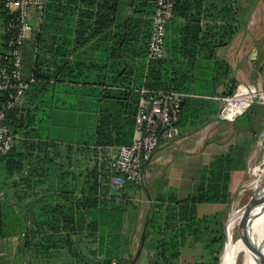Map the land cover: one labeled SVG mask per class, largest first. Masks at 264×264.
I'll list each match as a JSON object with an SVG mask.
<instances>
[{
    "label": "crops",
    "instance_id": "crops-1",
    "mask_svg": "<svg viewBox=\"0 0 264 264\" xmlns=\"http://www.w3.org/2000/svg\"><path fill=\"white\" fill-rule=\"evenodd\" d=\"M73 1H53L57 8L56 18H49L48 22L46 66L41 67V70L48 77H56L50 79V86L42 97H37L35 91L31 98L25 94L18 106L22 115L30 106L32 111L37 110L40 122L45 123L46 118L50 116L48 145L43 150L36 147L23 148L19 145L13 152V157L9 158L17 162L24 156L26 162L28 157V166L27 163L25 165L29 169L37 168L41 171L44 168H56L63 174L66 173L67 177L64 175L61 179L54 176L42 178L33 175L29 179L15 178L0 182V199L6 208L0 234V264H101L110 260H116L119 264H148L153 254L144 246L146 238L143 239V236L147 228L146 219L154 200L160 195L167 196L172 192L178 199L187 198L201 176L197 173L194 177H185L182 170L175 166L162 169L158 161L164 160V157L156 160L158 155L164 152L167 158H170L171 154L178 150L198 152L200 160L193 170L202 173L215 156L227 153L231 146L245 148L250 144L251 140L245 136L249 131L238 132L235 128L238 120L233 123L224 122L234 127L230 135L219 133L217 129H207L216 121L223 122L218 119L203 127L181 128V133L185 129L186 135L183 137L181 134L177 141L162 145L146 165L143 185L128 184L120 191L106 188L114 176L110 163L120 147L98 148L94 145L102 106L111 108L120 102L127 103L128 98L122 96L123 92L136 91L139 86L142 63L145 62L146 67L150 64L147 55L153 15L145 13L143 16V19L151 21V27L146 29L139 25L132 37L120 39L117 36L120 8L123 9L124 19L125 15L132 14L134 10V7L127 6V1L78 0L75 5ZM51 4L49 1V8ZM68 5L78 8L74 33L71 36L66 34L67 17L61 18L63 13L58 12V8L67 10ZM98 12L99 18L107 17L102 23L98 21ZM84 14L88 16L84 17ZM40 21L35 18L33 26L36 27ZM78 23L81 30L79 35L75 34ZM105 23L109 26L105 28L104 33H97L101 24ZM34 30L24 49L27 76H32L28 52L35 42ZM245 31L237 36L244 35ZM145 32L150 33L148 40L143 39ZM168 34L169 41L176 42L179 37L172 27L169 28ZM237 36L230 44L216 49L213 40L205 39L202 42L205 46L198 56L200 60L207 62L213 55L227 61L231 68L230 77L235 79L237 84L250 83L252 64L247 58L245 45L241 40H237ZM174 55L179 54L169 42L166 44L164 58ZM119 60L125 63L121 67L118 65ZM120 74L122 76L116 80L123 82L124 86L108 84L114 82V78ZM104 90L111 92V96L104 98ZM142 90L139 105L143 98ZM225 91V85L218 88L220 94ZM211 135L218 138L216 142L208 141V136ZM238 141L241 143H237ZM32 142L38 143V140ZM196 142L200 147L198 151H195V147L190 148ZM70 148H73L72 151ZM161 150L163 151L160 152ZM204 156L208 158L206 161ZM43 157L52 158L54 162L44 165ZM70 157L77 159L73 165L70 163ZM96 160L100 162V168L104 164L112 174L109 182L99 180L97 196H89L83 190H87L90 184L85 179H71L67 173L72 168L76 172L91 168ZM242 173L243 165H239L232 172V187L242 179ZM203 206H206L207 210L201 213ZM225 209L226 205H199L198 217L223 212ZM197 250L202 253H187ZM203 253V244L189 241L182 250L180 262L193 263L191 260H199Z\"/></svg>",
    "mask_w": 264,
    "mask_h": 264
},
{
    "label": "trees",
    "instance_id": "trees-1",
    "mask_svg": "<svg viewBox=\"0 0 264 264\" xmlns=\"http://www.w3.org/2000/svg\"><path fill=\"white\" fill-rule=\"evenodd\" d=\"M49 1L52 2L49 8ZM53 1L47 0V4L39 14L40 23L34 28V43L28 52V63L31 67V75L35 82L26 92L27 97L35 91L37 97H42L50 86V79L56 76H50L41 70L46 66L45 48L46 36L49 30V18H56L57 8ZM122 1V0H121ZM127 6L134 7L132 14H118L117 36L121 38L132 37L134 30L138 26L146 29L151 27V21L143 19L145 13L151 16L154 13L155 0H124ZM4 0H0V55L5 54L4 28L8 22V16L4 11ZM74 5L78 0H74ZM68 4L69 1L67 2ZM242 0H173L171 16L166 24V44L170 42L178 56L165 57L159 61L151 62L146 67L145 62L139 73L140 83L135 90L123 92L127 103H121L111 108L102 106L94 145L98 148H111L129 146L133 142L136 115L140 101V90L144 89L150 92L175 91L188 95L182 103V111L178 126L185 128L187 126H206L218 119L221 111L222 102L220 98L234 93L238 86L237 81L230 77V65L227 61L218 59L213 55L208 62L200 60L199 54L205 46L202 42L205 39L213 40L214 49L220 46L230 44L236 35L244 31L246 27L245 18H242V11L245 9ZM59 13H63L61 18L67 17L66 34L71 36L74 33L75 18L78 14V8L69 6L67 10L58 8ZM98 21H104L105 16ZM88 15L84 14V17ZM111 22V20H108ZM248 22V21H247ZM109 26L101 24L100 31L104 33L105 28ZM75 34L79 35L81 30L79 23ZM172 27L178 32V39L169 41L168 30ZM53 29V28H52ZM95 33V32H93ZM65 34V35H66ZM148 32H145L144 40H148ZM27 45V44H26ZM26 47V46H25ZM36 50V52H35ZM118 65L125 64L119 60ZM34 70H32V67ZM39 68L40 70H37ZM120 72V71H119ZM115 77V84L124 86ZM88 82V81H86ZM93 84V82H91ZM119 83V84H118ZM226 86V91L222 94L218 88ZM120 87V86H117ZM130 89V87H128ZM140 89L139 91H137ZM111 96V92L104 90V98ZM36 97V98H37ZM35 104V103H34ZM35 112V113H34ZM37 110L32 111L31 106L26 108L25 114H21L18 108L12 110L8 116V126L14 136L18 137V143L12 151L5 157L0 158V165L4 166V174L0 177L7 181L13 179H29L33 175L49 178H62L61 170L55 169H29V158L24 156L16 161H11L13 152L20 145L23 148H38L43 150L47 145L48 133L50 129V116L46 118L45 123L40 122ZM264 113V106L255 105L244 116ZM236 122V121H235ZM20 136L23 138H20ZM38 140V143L32 142ZM22 143V144H21ZM73 149V148H72ZM70 148V150L72 151ZM244 150V151H243ZM245 159V148L231 146L227 153L215 156L212 161L202 170L200 179L194 185V191L185 199H178L174 192L167 196L160 195L151 206L149 215L146 219L147 228L145 232V247L152 253L148 264H192L181 263L182 250L189 241L203 244V255L199 258L197 264H219L220 258L226 244V225L225 213L218 212L212 215L198 217L199 205H225L229 202V187L232 172L239 165H243ZM70 163L73 165L77 159L70 157ZM54 162L49 157H43L42 163L47 165ZM79 162V161H78ZM3 164V165H4ZM27 172V173H26ZM111 172L103 164L100 168V162L95 161L93 167H88L82 172H76L73 168L68 177L71 179H85L89 187L84 188L89 196H97L99 190V180L108 181ZM106 188H110L107 184ZM74 191V190H73ZM1 194V193H0ZM92 199V198H90ZM94 201L97 202V199ZM5 204L0 199V234L3 229V218Z\"/></svg>",
    "mask_w": 264,
    "mask_h": 264
},
{
    "label": "built area",
    "instance_id": "built-area-1",
    "mask_svg": "<svg viewBox=\"0 0 264 264\" xmlns=\"http://www.w3.org/2000/svg\"><path fill=\"white\" fill-rule=\"evenodd\" d=\"M47 0H4L8 22L4 28L5 54L0 55V158L9 154L18 143L8 126V114L18 108L30 86L35 82L24 67V49L31 36L33 21L38 18ZM173 0H155L153 22L148 46L149 63L164 58L166 24L171 16ZM138 107L135 137L131 145L122 146L113 157L110 168L114 174L110 188L120 191L128 184L145 182V167L164 144L181 137L178 126L182 103L188 95L175 91L142 90ZM222 108L218 120L235 122L259 102L264 105V92L251 83H240L233 94L220 98ZM101 264H119L116 260Z\"/></svg>",
    "mask_w": 264,
    "mask_h": 264
},
{
    "label": "rangeland",
    "instance_id": "rangeland-1",
    "mask_svg": "<svg viewBox=\"0 0 264 264\" xmlns=\"http://www.w3.org/2000/svg\"><path fill=\"white\" fill-rule=\"evenodd\" d=\"M242 2L245 5V9L242 11V18L244 22L246 21V27L244 28L246 31L244 35L237 36V40H241L243 45L246 47L247 51V58L249 59L252 69V73L250 75L249 82L257 85L263 92H264V0H242ZM248 21V22H247ZM235 36V37H236ZM237 44V43H236ZM255 105L264 106L261 103L257 102ZM254 105V106H255ZM253 106V107H254ZM241 116L238 119V122L235 125V128L238 132L249 131L248 134L245 136H248L250 140V144H248L245 147V159L243 163V177L241 175L240 178H242L234 187H229V202L226 205L225 211V225L227 230V242L230 237L231 233V239L233 244L238 245L245 236V228L242 224L247 228V234L248 236L251 234V226H250V216H249V208H243L248 202L250 201L251 197L254 195L253 190V183L257 180V177H262L264 175V113L262 114H253L249 117ZM212 130L217 129L218 132H225L227 135H230L231 132L234 131L233 126H229L227 123L224 122H215L211 126H209ZM249 129V130H248ZM205 131V130H204ZM70 133V131H67ZM183 137L186 135L185 129L182 130ZM218 138L216 136L211 135L208 136V141H214L216 142ZM175 141V140H174ZM177 141V140H176ZM241 143V142H237ZM237 146V145H236ZM195 147V151L199 150V144L196 142L193 144L190 148ZM235 147V146H234ZM161 150L160 152H162ZM244 151V150H243ZM166 153H160L158 157L156 158H162L164 157V160L158 161L160 162L161 168L164 169L166 166H175L182 170L184 173V176L187 177L190 175V177H194V175H199L201 172H196L193 169L198 165V159L199 153L194 152H182L181 150H178L177 152H173L170 156V158L166 156ZM204 159L206 161L207 156H204ZM210 161V160H207ZM155 163V162H154ZM2 163L0 165V176L1 174H4V166L6 164ZM191 170V171H190ZM186 179V178H185ZM5 179L0 178V182H3ZM232 180V177H231ZM255 180V181H254ZM195 185V184H194ZM193 185V187H194ZM194 191V188L191 189V193ZM206 206L201 207V213L206 212ZM239 208V209H238ZM243 208V209H242ZM240 209L241 212L234 224V227H232V230H229V222L231 220V217L233 214ZM231 231V232H230ZM227 242L225 244L223 253L220 258V263L222 264L223 256L226 251ZM200 254V250H197L196 252L187 251V253H198ZM202 253V252H201ZM194 264L195 262L199 263L197 259L191 260ZM242 261V257L238 258V264ZM264 261V257L263 260Z\"/></svg>",
    "mask_w": 264,
    "mask_h": 264
},
{
    "label": "bare ground",
    "instance_id": "bare-ground-1",
    "mask_svg": "<svg viewBox=\"0 0 264 264\" xmlns=\"http://www.w3.org/2000/svg\"><path fill=\"white\" fill-rule=\"evenodd\" d=\"M255 181V180H254ZM254 190V197L257 196L260 200V209L253 211V214L256 216L251 227V238L248 242L241 241L238 245L233 244L231 239V233L229 240L227 242L226 251L223 256L222 264H238V258L242 257L240 264H258L259 257L256 255L257 248L261 251V257L263 260L264 257V175L262 177H257V180L252 184ZM253 197H251L252 199ZM250 201L243 208H249L252 204ZM262 199V200H261ZM250 204V205H249ZM242 208V209H243ZM239 209V208H238ZM235 212L231 217L229 222V230H232L234 224L241 212ZM251 221V213H248ZM231 232V231H230Z\"/></svg>",
    "mask_w": 264,
    "mask_h": 264
},
{
    "label": "water",
    "instance_id": "water-1",
    "mask_svg": "<svg viewBox=\"0 0 264 264\" xmlns=\"http://www.w3.org/2000/svg\"><path fill=\"white\" fill-rule=\"evenodd\" d=\"M254 195H253V198L251 199L252 204L251 205L249 204L250 205L249 206L250 207L249 213H251L250 214L251 215V222H250L251 224L250 225H252L254 219L256 218V216L253 214V211H255L256 209L257 210L260 209V200H259V198L257 196L254 197ZM242 224H243V226L245 228V231H246L245 236L243 238V241L248 242L251 238L247 234V228H246V226L244 225L243 222H242ZM225 233H226V242H227V230H225ZM143 239H145V235L143 236ZM261 254L262 253H261L260 249L257 248L256 255L259 257L258 264H264V261H262ZM133 264H135V262Z\"/></svg>",
    "mask_w": 264,
    "mask_h": 264
}]
</instances>
